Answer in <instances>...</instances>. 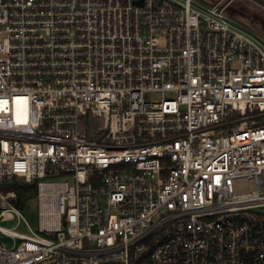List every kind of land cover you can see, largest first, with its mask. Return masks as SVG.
<instances>
[{
  "label": "built area",
  "instance_id": "2783aa9c",
  "mask_svg": "<svg viewBox=\"0 0 264 264\" xmlns=\"http://www.w3.org/2000/svg\"><path fill=\"white\" fill-rule=\"evenodd\" d=\"M231 3L0 0V223L29 230L0 264H264V41Z\"/></svg>",
  "mask_w": 264,
  "mask_h": 264
},
{
  "label": "rangeland",
  "instance_id": "374dc122",
  "mask_svg": "<svg viewBox=\"0 0 264 264\" xmlns=\"http://www.w3.org/2000/svg\"><path fill=\"white\" fill-rule=\"evenodd\" d=\"M230 0H194V5H198L201 8L215 5L218 3H228ZM231 5L228 8L227 16L230 19L229 21L233 24L240 26L239 23L242 22V19H245L249 17L248 21L253 26H258V20L252 22L250 18L257 19L256 16H264V9L261 8L258 4L251 0H231ZM242 19H241V18ZM239 22V23H238ZM257 22V23H256ZM261 36L264 37V32L261 33ZM30 214H24L28 224L30 227L37 231V226L35 219V201H33L30 205L29 209ZM34 211V212H33ZM0 226L7 230H14L21 234H28L29 230L28 227L24 224V222L19 221L17 218L8 219L2 223H0ZM4 242H6V239H3Z\"/></svg>",
  "mask_w": 264,
  "mask_h": 264
},
{
  "label": "trees",
  "instance_id": "16d2710c",
  "mask_svg": "<svg viewBox=\"0 0 264 264\" xmlns=\"http://www.w3.org/2000/svg\"><path fill=\"white\" fill-rule=\"evenodd\" d=\"M6 191H13L16 194V207L27 213L30 209L31 203L36 199L37 189L34 184H26L21 180H14L12 186Z\"/></svg>",
  "mask_w": 264,
  "mask_h": 264
},
{
  "label": "water",
  "instance_id": "95a60500",
  "mask_svg": "<svg viewBox=\"0 0 264 264\" xmlns=\"http://www.w3.org/2000/svg\"><path fill=\"white\" fill-rule=\"evenodd\" d=\"M231 1V0H230ZM253 2H255L256 4H258L259 6H262L264 8V0H251ZM137 5H141L142 2H139V3H136ZM227 4V3H224V5ZM242 23L247 27L249 28L252 32H254L255 34H257L259 37H261L264 41V37L261 36V29L260 27H257V26H253L251 25L248 21H242Z\"/></svg>",
  "mask_w": 264,
  "mask_h": 264
},
{
  "label": "flooded vegetation",
  "instance_id": "af4514ba",
  "mask_svg": "<svg viewBox=\"0 0 264 264\" xmlns=\"http://www.w3.org/2000/svg\"><path fill=\"white\" fill-rule=\"evenodd\" d=\"M261 8H263L262 6H260ZM264 9V8H263ZM257 19L255 18H250L252 22L254 21H257L258 22V26L257 27H260L261 31L264 32V16L260 15V16H256ZM241 18V17H240ZM242 19V18H241ZM246 20H249V17L246 18ZM245 19H242V21H246ZM256 22V23H257Z\"/></svg>",
  "mask_w": 264,
  "mask_h": 264
}]
</instances>
